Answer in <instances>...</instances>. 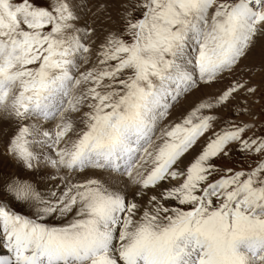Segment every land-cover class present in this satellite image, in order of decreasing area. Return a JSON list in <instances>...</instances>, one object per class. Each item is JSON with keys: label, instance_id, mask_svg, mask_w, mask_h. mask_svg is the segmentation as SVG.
I'll use <instances>...</instances> for the list:
<instances>
[{"label": "snow or ice", "instance_id": "obj_1", "mask_svg": "<svg viewBox=\"0 0 264 264\" xmlns=\"http://www.w3.org/2000/svg\"><path fill=\"white\" fill-rule=\"evenodd\" d=\"M262 101L264 0H0V264H264Z\"/></svg>", "mask_w": 264, "mask_h": 264}, {"label": "bare ground", "instance_id": "obj_2", "mask_svg": "<svg viewBox=\"0 0 264 264\" xmlns=\"http://www.w3.org/2000/svg\"><path fill=\"white\" fill-rule=\"evenodd\" d=\"M115 13L113 12V18H114ZM260 52V46L258 45L257 48L254 50V58L259 54ZM4 127V122H3V117L0 116V128Z\"/></svg>", "mask_w": 264, "mask_h": 264}, {"label": "rangeland", "instance_id": "obj_3", "mask_svg": "<svg viewBox=\"0 0 264 264\" xmlns=\"http://www.w3.org/2000/svg\"><path fill=\"white\" fill-rule=\"evenodd\" d=\"M114 20H115V15H114V19H113V22L112 23H114ZM259 58H260V52H259V54L256 56V60H259ZM262 103H264V101H262ZM259 106H257V108H258ZM261 119H264V116H261Z\"/></svg>", "mask_w": 264, "mask_h": 264}]
</instances>
